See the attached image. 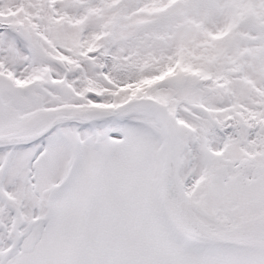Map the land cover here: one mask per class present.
I'll return each mask as SVG.
<instances>
[{"label":"snow or ice","instance_id":"6c2138e0","mask_svg":"<svg viewBox=\"0 0 264 264\" xmlns=\"http://www.w3.org/2000/svg\"><path fill=\"white\" fill-rule=\"evenodd\" d=\"M0 264H264V0H0Z\"/></svg>","mask_w":264,"mask_h":264}]
</instances>
